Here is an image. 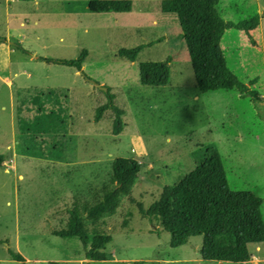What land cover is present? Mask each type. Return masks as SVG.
<instances>
[{"label":"rangeland","instance_id":"rangeland-1","mask_svg":"<svg viewBox=\"0 0 264 264\" xmlns=\"http://www.w3.org/2000/svg\"><path fill=\"white\" fill-rule=\"evenodd\" d=\"M91 1L0 0V264H264V243L249 245L254 258L246 263L202 260L201 237L172 248L159 212L147 216L166 188L213 151L221 156L231 190L263 200L264 220V103L242 98L236 89L198 90L180 27L160 11L162 0H132L126 13H91ZM217 2L225 21L260 16L250 32L253 42L229 29L220 46L228 68L245 84L255 80L251 88L264 97V0ZM143 44L134 62L117 55ZM83 50L81 71L44 61L75 60ZM168 57V85L143 86L140 64ZM104 86L125 109L119 135L112 134L107 117L93 121ZM38 89L64 91L65 132H19L17 100ZM118 158L136 160L140 172L109 211L84 219L89 243L96 235L113 239L102 251L110 260L92 261L79 239L52 232L67 227L68 208L92 207L115 188ZM11 252L25 261L13 260Z\"/></svg>","mask_w":264,"mask_h":264},{"label":"trees","instance_id":"trees-1","mask_svg":"<svg viewBox=\"0 0 264 264\" xmlns=\"http://www.w3.org/2000/svg\"><path fill=\"white\" fill-rule=\"evenodd\" d=\"M217 3V0H162L159 8L163 14L174 16L180 27L179 37L186 45L200 92L236 89L240 97H250L255 103H264V97L251 88L255 80L245 84L228 68L220 46L225 31L229 29L245 32L253 42L250 32L259 26L260 16L255 15L237 23L225 21L217 9ZM132 9V0H96L91 1L88 7L91 13H126ZM145 46L147 45L119 49L117 55L134 62ZM86 56L87 51L83 50L75 60L44 61L81 71V63ZM170 61L171 57H168L165 61L141 63L140 83L150 87L168 85ZM104 87L107 92L99 89L103 98L97 102L93 121L99 123L107 117L112 122V134L119 135L124 128L125 109L117 105L111 88ZM67 113V97L63 90L38 89L34 94L17 100L18 130L22 135L32 137L65 132ZM4 160V156L0 154V167ZM140 168L141 165L136 160L116 159L112 168L115 188L108 189L101 201L92 207L88 208L85 204L80 211L68 208L67 227L55 230L52 234L62 239H79L89 260H110V256L102 251L112 242V237L96 235L89 243L83 221L86 217L96 218L109 211L112 199L120 194H127L126 184L140 172ZM262 204L263 200L252 192L230 189L220 154L210 151L178 183L164 190L160 201L149 209L147 216L151 217L159 212L163 228L171 235L172 248L183 246L188 238L201 237L202 260L246 263L252 258L249 245L264 243ZM11 257L17 262L25 261L18 253L11 252Z\"/></svg>","mask_w":264,"mask_h":264},{"label":"water","instance_id":"water-1","mask_svg":"<svg viewBox=\"0 0 264 264\" xmlns=\"http://www.w3.org/2000/svg\"><path fill=\"white\" fill-rule=\"evenodd\" d=\"M92 82V81H91ZM93 85H97L96 83L92 82ZM101 90L107 92V88L106 87H99Z\"/></svg>","mask_w":264,"mask_h":264},{"label":"crops","instance_id":"crops-1","mask_svg":"<svg viewBox=\"0 0 264 264\" xmlns=\"http://www.w3.org/2000/svg\"><path fill=\"white\" fill-rule=\"evenodd\" d=\"M37 3V2H36ZM252 258H254L252 255H251Z\"/></svg>","mask_w":264,"mask_h":264}]
</instances>
